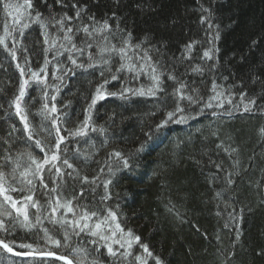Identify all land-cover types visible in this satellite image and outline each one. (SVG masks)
<instances>
[{
	"label": "trees",
	"instance_id": "obj_1",
	"mask_svg": "<svg viewBox=\"0 0 264 264\" xmlns=\"http://www.w3.org/2000/svg\"><path fill=\"white\" fill-rule=\"evenodd\" d=\"M4 2L22 5L24 0ZM48 2L50 8L40 0H33L30 11L41 12L42 18L49 11L57 17L64 13L75 15L76 9L70 6L74 0H64L63 5L54 0ZM77 8L84 9L81 13L83 23H89L88 18L93 17L96 22L106 20L112 25V33H105L109 35L110 44L119 46L130 34V43L139 44V51H146L162 72L164 91L155 97L130 96L127 100L109 97L97 103L92 121L98 127L103 126L105 132L89 130L87 137L76 138L80 141L76 147L90 159L86 164L72 162L81 175H87L90 180L96 176L99 179L91 189L83 186L84 195L74 200V205L82 201L92 209L103 207L100 203L105 195L102 182L110 178L112 183L108 191L112 199L106 201V205L117 212L121 227L139 236L140 244H147L153 257H147L140 245L134 244L131 249L134 255L145 257L147 264H156L154 258L161 264H264V0H78ZM9 11L12 15H8ZM14 17L19 18L21 24L26 19L11 9L0 7V37L7 29L9 49L14 46L13 38L19 40L15 45V61L0 46V156L11 155L13 164H20L16 173L19 179V173L28 162V153L37 159L43 156L32 146L34 141L40 139L42 144H51L53 140L39 127L48 121L40 114L44 100L35 84L27 87L22 102L30 130L36 133L32 141H26L23 122L14 115V108L9 107L21 79L14 65L22 61L25 55L22 49L28 48L27 55L35 70L43 63L42 49L48 47L44 44V30L31 21L21 38V24H17ZM201 17L206 18L204 23ZM209 22L211 28L207 27ZM77 23L71 21L72 25ZM59 35L62 33H57L50 25L49 41ZM80 39L78 35L77 42ZM189 44L193 45L190 53L186 51ZM209 49H212L213 58L201 59L203 52ZM92 51L95 53L96 49ZM48 55L51 59V52ZM189 55L191 59H186ZM117 65L118 58H114L113 71ZM195 65L201 66V73L191 70L190 66ZM96 73L95 68L77 69L75 76L69 74L65 79L56 105L65 113L62 119L69 128L78 126L85 116L90 97L102 79ZM169 74L176 79H168ZM48 76L51 82V65ZM121 76L125 78L123 81L107 85L110 91L117 90V83L127 82L134 88L142 85L145 89L151 84L146 75L138 80H127L125 73ZM179 82L196 88L205 99L213 95L211 88L215 82L217 91L222 92L225 99H232V106L225 103L224 108L213 110L223 113L230 109L232 114L215 117L206 114L187 124L170 122L163 142L149 141L144 151L133 155L146 139L144 132L175 107L171 93ZM62 100L71 101L70 106L62 108ZM250 100H255V104H250ZM246 104L248 111L244 110ZM195 107L198 105L193 111ZM13 125L16 130L8 135ZM67 143L71 157L74 141L69 139ZM112 151H120L128 157L131 167L123 169L118 162L110 160L108 153ZM109 163L114 175L108 171ZM216 164L221 171H217ZM11 166L5 165L0 170L7 174ZM100 168H104L103 173L99 172ZM226 173L231 174L234 181L231 185L223 179ZM45 177L47 182L46 170ZM65 181L63 195L72 198L81 185L73 184L67 177ZM8 182L17 184L11 176ZM43 191H35V198L41 204L45 199ZM218 191L220 197L216 196ZM9 194L14 198L23 195L19 191ZM0 203H3L2 197ZM46 223L44 226L61 240V247H45L42 233L34 235L35 229L27 231L17 227L5 240L19 251L23 248H17L18 244L31 243L44 250L53 249L74 261L80 260L70 256L72 246L63 247V229ZM92 239L95 238L81 234L72 237L70 242L90 250L91 259L94 257L91 250L95 247L89 243ZM114 248L118 247L114 245ZM100 253L105 257L106 249L101 247ZM100 257L95 256L98 262L103 258ZM109 259L106 264H138L131 256H110ZM31 260L16 258L0 249V264H29ZM47 264L63 263L47 260Z\"/></svg>",
	"mask_w": 264,
	"mask_h": 264
},
{
	"label": "snow or ice",
	"instance_id": "obj_2",
	"mask_svg": "<svg viewBox=\"0 0 264 264\" xmlns=\"http://www.w3.org/2000/svg\"><path fill=\"white\" fill-rule=\"evenodd\" d=\"M40 2L46 8H50L48 0H40ZM54 2L59 5L64 4V0H54ZM77 2L78 0H74L70 5L73 9H76L74 16L64 13L57 17V15L49 11L48 15L42 18L41 12L30 11L33 8V0H24L22 5L0 0V7H3L5 10L11 9L20 16H26L22 24L19 18L14 17L16 23L21 24L19 29L21 38H23L24 29L29 27V21L44 30V44L48 45V47L42 49V65H39L35 70L32 69L26 46L22 49L25 53L22 61L14 65L21 79L18 85V92L9 102V107L14 108V115L19 117V120L23 122L22 131L27 133L26 141H32L36 133L30 130V122L28 121L25 108L22 107V102L27 87L30 84H35L36 88L42 93L44 100L40 114L44 120L48 121L46 125L41 124L39 127L47 131L48 136L53 140L51 144H42L40 139L34 141L32 146L39 149L43 156L41 159H37L31 153H28V162L24 165L23 171L19 173V179H17L16 173L17 169L21 167L20 164L18 162L13 164L11 155L0 156V169L5 165H12L11 171L7 174L0 170V197L3 198V203H0V249L14 256L32 257L33 259L29 264H47V258L63 261L64 264H73V260L68 256L55 253L51 250H44L39 245L34 247L31 243H21L16 246L17 248L28 249L29 251L27 252L14 251L10 243L5 240L6 236L12 235L17 227H19L27 231L35 229L34 235L37 236L43 233L41 239L46 242L45 247L48 244L61 247V240L54 239L49 234L48 228L44 226L45 221H47L48 224L53 226L58 225L59 229H63V247L65 248L69 246V241L72 237H79L81 234H84L95 238L89 241L90 244L95 245L91 250L93 254L99 253L100 248L103 247L111 257L127 258L131 256L138 264H147L145 257L134 255L131 252L133 245L137 244L147 254V257H153V253L149 250L147 244H140L139 236L134 235L130 229L125 230L121 227L117 212L113 207L106 205V201L112 199V195L108 191V186L112 183L110 178L102 182L105 195L101 197L100 203L104 204L103 207L98 206L92 209L82 201L74 205L73 201L84 195L85 188L83 186L88 185L91 189L96 184L99 176L92 177L90 180L87 175H81L80 169L74 166L72 161L86 164L90 159L89 156H86L76 147L80 142L76 138L87 137L89 130L100 134L105 132L103 126L98 127L92 121L93 111L99 101H104L109 97H116L121 100H127L130 96L155 97L159 92L164 91L163 82L160 78L162 72L158 71L151 56L146 51H139V44L133 45L130 43V34L128 37L122 39L119 46H117L116 44H110L109 35H105V33H112V25L106 20L96 22L93 17H89V23H83L81 13L84 9L77 8ZM204 11L207 12L208 9H204ZM8 15H12V12L9 11ZM205 19V17H201V23H204ZM73 20H76L78 23L72 25L71 21ZM50 25L57 30V33H62L58 38L54 37L51 41L48 39V28ZM207 27H212L210 22L207 24ZM9 35L10 33L5 29L4 36L0 37V46L15 61L17 59L15 45L19 43V40L13 38L14 46L9 49L6 42ZM78 35L81 36L79 42L76 40ZM98 37L100 38L99 40L97 39ZM192 47L193 45L189 44L186 51L190 53ZM93 48L96 49L95 53L92 51ZM49 52H51V59H49ZM211 53L212 49L204 51L201 59L211 60L213 58ZM62 56L64 59H60ZM114 58H118V65L115 71H113L112 67ZM185 58L191 59V56L189 55ZM49 65L52 66L51 82L48 76ZM26 67L28 69L27 72L25 71ZM88 68L97 69L96 74L102 79L96 85L90 97V102L85 108L83 120L79 122L78 126L69 128L62 119L65 113L57 108L56 99L65 86V79L69 74L75 76L77 69L86 70ZM190 68L194 73L202 72L200 65L190 66ZM121 73L127 74V80H138L141 75H146L151 84L145 89L142 85L134 88L127 82L117 83L115 85L117 90L110 91L107 88L108 84L125 79L121 76ZM25 76H27L26 79L24 78ZM168 79L175 80L176 77L169 74ZM217 88L218 85L213 82L211 88L213 95L205 99L196 88H189L184 82H179L178 86L171 93L175 100V107L166 112L164 119L144 132L146 139L135 149L133 155L144 151L145 145L149 141L163 142L168 135L167 126L170 122L173 124H187L190 120H195L206 114H210L213 117L231 115L230 109H225L223 113L213 110L224 108L225 103L232 106V99L230 97L225 99L222 92L217 91ZM240 99L243 101V94H241ZM48 101H51V104ZM249 103L255 104V100H250ZM61 104L62 108H67L70 106L71 101L65 102L62 100ZM196 105L198 107H195L193 111ZM244 110H249L247 104ZM15 130V125H13L8 135H11ZM69 139L74 141L71 157L68 155L69 145L67 141ZM106 142V140L102 141V146ZM61 145H64V147L62 148ZM217 147H222V145H217ZM225 151L227 150L225 149ZM108 157L110 160L118 162L123 169L131 167L129 158L120 151H112L108 153ZM216 168L218 172L221 171L219 164H216ZM45 170L47 171V182ZM108 171L114 175L111 163L108 164ZM99 172L103 173L104 168H100ZM8 176L17 180V184H10ZM230 176L231 174L226 173L223 177L227 185L234 183ZM65 177L71 180L73 184L79 183L81 185L80 191L72 198L63 195V186L66 182ZM49 182L52 183L53 187L49 188ZM37 183L39 188H37ZM39 189L44 190L42 193L45 198L43 204L40 203L39 199L35 198V191ZM16 191L21 192L23 195L14 198L9 194ZM216 196L220 197L221 192H216ZM5 205L8 207H5ZM29 209H34L35 211L30 215ZM229 216L232 218L231 214ZM227 226L226 224L225 227ZM113 245H118L119 249H123L124 251L121 252L119 249H114ZM70 256L80 258L81 264H83L84 261L88 260L89 250L75 247ZM154 259H156V264H161L158 258ZM91 264H96V260L92 259Z\"/></svg>",
	"mask_w": 264,
	"mask_h": 264
},
{
	"label": "rangeland",
	"instance_id": "obj_3",
	"mask_svg": "<svg viewBox=\"0 0 264 264\" xmlns=\"http://www.w3.org/2000/svg\"><path fill=\"white\" fill-rule=\"evenodd\" d=\"M31 212H32V211H30V209H29V214H30V215H31ZM48 229H49V228H48ZM49 232H50V230H49ZM49 234L52 235L54 239H58V238H57L55 235H53L51 232H50ZM41 235H43V233H42ZM41 235H40V236H41ZM45 245H46V244H45ZM48 245H49V244H48ZM68 247H71V242H70V241H69V246H68ZM113 247H114V245H113ZM115 247H118L117 249H119V246H118V245H115ZM114 249H115V248H114ZM119 250H120V251H123V249H119ZM92 254H93V253H92ZM98 254H99V253H98ZM89 255H90V250H89ZM93 256H94V257H91V259H90L89 256H88V260L84 261L83 264H91V260L94 259L95 256H96L97 258H99V257L101 256L100 258H102V257H103V254L100 253V254H99V257H98V256H97V253H94ZM109 257H110V256H109V255L107 254V252H106L105 257L102 258V259L104 260V263H103V260H102V259H100L99 262H98L97 259L95 258V260H96V264H100V262L103 263V264L109 263V260H110ZM75 259H77V258H75ZM73 263H74V264H81V260H77V261H75V262L73 261Z\"/></svg>",
	"mask_w": 264,
	"mask_h": 264
},
{
	"label": "bare ground",
	"instance_id": "obj_4",
	"mask_svg": "<svg viewBox=\"0 0 264 264\" xmlns=\"http://www.w3.org/2000/svg\"><path fill=\"white\" fill-rule=\"evenodd\" d=\"M46 222V221H45ZM46 224H48V223H46ZM48 225H50V224H48ZM42 243H43V241H41ZM40 243V242H39ZM44 244H46V242L44 241ZM51 244H49V245H47V246H50ZM11 246V245H10ZM72 246V248H75V247H80L79 245L77 246V244H72L71 245ZM14 249V248H13ZM3 250V249H2ZM14 250H16V251H19V250H17V249H14ZM5 253H8V252H6L5 250H3ZM27 251H29L28 249H23L22 251H19V252H27ZM51 251H53V252H55V253H58V254H61V253H59V252H56V251H54L53 249H51ZM9 254V253H8ZM9 255H11V254H9ZM62 255V254H61ZM11 256H13V255H11ZM14 257H16V256H14ZM69 257V256H68ZM16 258H20V257H16ZM70 259H72L71 257H69ZM21 259H26V258H21ZM28 259H33V258H28ZM47 260H52V261H56V260H53V259H47ZM73 260V259H72ZM74 261V260H73ZM56 262H59V263H62V262H60V261H56ZM75 262V261H74ZM64 264V263H63Z\"/></svg>",
	"mask_w": 264,
	"mask_h": 264
},
{
	"label": "water",
	"instance_id": "obj_5",
	"mask_svg": "<svg viewBox=\"0 0 264 264\" xmlns=\"http://www.w3.org/2000/svg\"><path fill=\"white\" fill-rule=\"evenodd\" d=\"M14 251H16V250H14ZM9 254H11V253H9ZM12 255V254H11ZM14 256V255H13ZM16 257H20V258H26V259H28V258H32V257H25V256H16ZM47 259H52V258H47ZM54 260V259H53ZM60 262H62V263H64L63 261H60ZM74 264V263H73Z\"/></svg>",
	"mask_w": 264,
	"mask_h": 264
}]
</instances>
